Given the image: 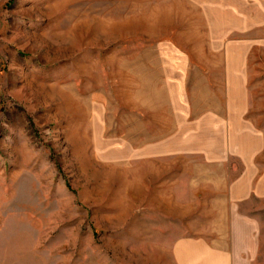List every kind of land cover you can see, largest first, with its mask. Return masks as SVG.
<instances>
[{
  "label": "rangeland",
  "instance_id": "1",
  "mask_svg": "<svg viewBox=\"0 0 264 264\" xmlns=\"http://www.w3.org/2000/svg\"><path fill=\"white\" fill-rule=\"evenodd\" d=\"M264 264V0H0V264Z\"/></svg>",
  "mask_w": 264,
  "mask_h": 264
},
{
  "label": "crops",
  "instance_id": "2",
  "mask_svg": "<svg viewBox=\"0 0 264 264\" xmlns=\"http://www.w3.org/2000/svg\"><path fill=\"white\" fill-rule=\"evenodd\" d=\"M228 242L226 235L214 242L206 239L178 241L173 248V261L175 264H237L240 261L232 254Z\"/></svg>",
  "mask_w": 264,
  "mask_h": 264
}]
</instances>
